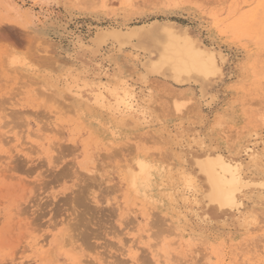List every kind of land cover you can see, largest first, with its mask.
I'll list each match as a JSON object with an SVG mask.
<instances>
[{"label":"rangeland","instance_id":"374dc122","mask_svg":"<svg viewBox=\"0 0 264 264\" xmlns=\"http://www.w3.org/2000/svg\"><path fill=\"white\" fill-rule=\"evenodd\" d=\"M169 25L213 49L221 73L147 76ZM102 30L119 44L102 45ZM82 76L92 89L128 82L147 123L65 90ZM263 78L264 0H0V264H264V192L249 189L241 214L218 212L181 180L192 171L204 189L194 159L209 151L263 177ZM140 158L155 161L146 198L126 180Z\"/></svg>","mask_w":264,"mask_h":264},{"label":"bare ground","instance_id":"6f19581e","mask_svg":"<svg viewBox=\"0 0 264 264\" xmlns=\"http://www.w3.org/2000/svg\"><path fill=\"white\" fill-rule=\"evenodd\" d=\"M123 5H131L132 0H121ZM233 26V25H232ZM121 28V27H118ZM215 28V27H214ZM240 30V29H239ZM235 36H238L239 31L238 28L231 30ZM241 31V30H240ZM164 43L162 45L161 51L156 58H150L148 64H143L144 71L147 76H156L162 75L165 72L170 73L171 80L176 84H181L182 82H189L191 81L194 75L203 78L204 80L208 81L211 78L216 77L218 74L221 73V68L217 63V58L215 56V52L211 48L201 47L197 44L192 37L188 34H180L177 32L175 26L169 25L164 27ZM247 33V32H246ZM120 32L116 30H102L100 32L99 41L102 45L107 43H111L114 46L119 44L120 39ZM241 34V33H240ZM53 37V36H52ZM240 38V37H239ZM242 38V36H241ZM213 40V39H212ZM107 59V58H106ZM235 64V63H234ZM101 68V64H97ZM102 69V68H101ZM118 76V75H117ZM117 78V77H116ZM80 79V78H79ZM89 79V78H88ZM93 79V78H92ZM124 79V78H123ZM264 79V78H263ZM71 80V79H70ZM93 81V80H92ZM118 81V80H117ZM97 83V82H96ZM111 83V82H110ZM113 84V83H112ZM89 87L92 89V85L89 83L88 80H78V78H72L70 82L67 81L65 86V90L73 95H76L80 99H85V93H89L92 96V104L99 110H107L113 116V119H118V123L121 117H133L140 122L142 125L147 123V114L140 103L138 101L137 95L133 87H131L128 82L124 80H119V83L111 85L107 82H99L96 85L95 89L90 90ZM142 94V93H141ZM145 94V93H144ZM88 98V97H87ZM87 102V101H84ZM144 104V103H143ZM88 106V102L86 104ZM91 104L89 103V106ZM92 106V105H91ZM184 105H176V111L182 112ZM89 108V107H88ZM92 108V107H91ZM83 109V108H81ZM84 110V109H83ZM88 110V109H86ZM94 110V109H93ZM148 110V108H147ZM88 113V111H85ZM90 112V111H89ZM95 113V112H94ZM100 113V112H99ZM86 115V113H84ZM92 114V113H91ZM102 114V113H101ZM89 115V114H88ZM87 115V116H88ZM93 115V114H92ZM98 116V115H97ZM101 116V115H100ZM90 117V115H89ZM96 117V116H95ZM92 118V117H90ZM100 118V117H97ZM94 119V117H93ZM102 119V118H100ZM112 119V117H111ZM95 120V119H94ZM215 121V120H214ZM102 122V121H101ZM103 123V122H102ZM101 123V124H102ZM106 123H104L105 125ZM112 124V123H111ZM118 125V124H117ZM141 126V125H140ZM146 126V125H145ZM1 127V126H0ZM111 130V126H109ZM113 128V126H112ZM116 130V129H115ZM183 130V128H182ZM114 131V130H111ZM110 132V131H109ZM113 133V132H112ZM178 133V132H176ZM189 133V132H188ZM194 133V132H192ZM31 135V133H29ZM115 134V133H114ZM117 134V133H116ZM179 134V133H178ZM33 136V134H32ZM36 136V134H35ZM115 136V135H113ZM178 136V135H177ZM191 136V135H190ZM40 137V136H36ZM179 137V136H178ZM182 137V136H181ZM42 139V138H41ZM1 140V139H0ZM39 140V138H38ZM182 140V138H181ZM188 140V139H187ZM187 140L185 142H187ZM19 141V140H18ZM179 141V139H178ZM3 142V139L2 141ZM54 142V141H52ZM180 143V142H179ZM247 143V142H246ZM56 145V144H54ZM243 145V144H242ZM247 145V144H246ZM244 145V146H246ZM107 146V145H106ZM184 146V145H183ZM249 146V145H248ZM246 146L245 152L249 154L251 149ZM49 147V146H48ZM242 147V146H241ZM56 149V148H55ZM203 149V148H202ZM215 149V148H214ZM59 150V149H58ZM186 150V149H185ZM190 150V149H188ZM240 150V149H239ZM244 150V149H243ZM198 151V150H197ZM220 151V150H219ZM185 152V151H184ZM199 152V151H198ZM204 152V151H203ZM202 153V152H200ZM234 152H232L233 154ZM236 153V152H235ZM234 153V154H235ZM231 154V155H232ZM238 154V153H236ZM243 154V153H242ZM184 155V153H183ZM230 155V154H229ZM185 156V155H184ZM142 157V156H141ZM148 157V156H147ZM233 157V156H232ZM232 157H227V155H223L222 153H211L204 152L199 155L196 159H194V164L196 167V171L199 176L205 182L204 189L201 187L198 182V177L193 175L191 172H185L184 175H181L183 185H184V192L186 195H195L199 191L203 194V198L205 199L208 206L215 207L218 212H237L238 214L242 213V209L244 207L243 197L244 194L251 188H257L264 192V175L263 177L253 180L246 176L244 173V168L239 161L232 159ZM250 157L255 160L254 154H250ZM186 158V157H185ZM238 158V157H237ZM192 159V158H191ZM191 159L189 160L191 162ZM151 160V159H150ZM153 160V159H152ZM188 160V159H187ZM241 160V159H240ZM261 161V160H260ZM152 162V161H151ZM155 162V161H154ZM154 162L153 165L140 158L136 160L135 165H133L129 171L127 172L128 180L127 184L129 183L130 188L134 191L133 193L142 195L143 198L147 197L149 190L152 187L153 177H154ZM256 162V161H255ZM193 163V162H192ZM189 164V163H188ZM187 165V163H186ZM191 165V164H190ZM154 166V167H153ZM159 166V165H158ZM192 166V165H191ZM189 167V166H188ZM164 169V167H163ZM252 169V168H251ZM264 170V168H263ZM165 171V170H164ZM166 172V171H165ZM168 172V171H167ZM165 173V176H168V173ZM163 173V171H162ZM161 173V174H162ZM264 173V172H263ZM164 174V173H163ZM156 175V173H155ZM261 175V174H260ZM164 176V175H163ZM170 176V173H169ZM262 176V175H261ZM157 177V176H156ZM168 178V177H167ZM166 180V178H164ZM163 179V180H164ZM169 180V179H168ZM176 181V180H175ZM168 182V181H167ZM157 183V182H156ZM162 183V182H161ZM158 184V183H157ZM155 184V185H157ZM164 184V183H163ZM166 184V183H165ZM164 184V185H165ZM161 185V184H160ZM167 185V184H166ZM164 187H168V186ZM176 185V184H175ZM154 186V185H153ZM159 186V185H158ZM163 186V185H162ZM155 187V186H154ZM158 188V187H156ZM163 188V187H161ZM169 188V187H168ZM171 188V186H170ZM174 188V187H173ZM256 189V190H257ZM160 190V189H157ZM173 191V190H172ZM175 191V190H174ZM182 191V190H181ZM180 191V192H181ZM131 192V191H130ZM164 192V191H163ZM170 192V191H169ZM199 192V193H200ZM249 192V191H248ZM132 193V192H131ZM132 193V194H133ZM160 193V192H159ZM165 193V192H164ZM200 193V194H201ZM153 194V193H152ZM253 194V193H252ZM131 195V194H130ZM163 195V194H161ZM185 195V196H186ZM250 195V194H249ZM165 196V195H164ZM167 196V195H166ZM165 196V197H166ZM136 197V196H134ZM138 197V196H137ZM189 197V196H187ZM252 196L250 195L249 198ZM153 199L152 197H148ZM168 198V197H167ZM194 198V197H192ZM142 199V198H141ZM162 201V198H160ZM181 199V197H180ZM185 199V197H184ZM198 199V198H197ZM159 200V198H158ZM177 200V198H176ZM182 200V199H181ZM188 200V199H185ZM202 200V199H201ZM153 201V200H152ZM151 201V203H152ZM155 201V200H154ZM183 201V200H182ZM199 201V200H198ZM245 201V200H244ZM178 202V201H177ZM155 203V202H154ZM163 203V202H160ZM156 204V203H155ZM159 204V203H158ZM169 204V203H168ZM172 204V203H171ZM170 204V205H171ZM178 204V203H177ZM187 204V203H186ZM195 204H199L195 199ZM151 205V204H150ZM154 205V204H153ZM164 205V203H163ZM157 206V205H156ZM159 206V205H158ZM166 206V205H165ZM169 206V205H168ZM177 206V205H176ZM182 206V205H181ZM184 206V205H183ZM200 206V205H199ZM206 207V206H205ZM165 208V207H164ZM168 208V207H167ZM175 208V207H174ZM194 208V207H193ZM245 208V207H244ZM161 209V208H160ZM163 209V208H162ZM167 210V209H165ZM169 210V209H168ZM187 210V209H186ZM196 210V209H195ZM182 211V210H181ZM204 211V210H203ZM179 212V211H178ZM212 212V211H210ZM206 213V212H205ZM214 213V212H213ZM182 214V213H181ZM219 214V213H218ZM226 214V213H224ZM223 214V215H224ZM154 216V214H152ZM185 214H183L184 217ZM198 216V214H195ZM194 215V216H195ZM208 215V214H207ZM147 217V216H146ZM182 217V216H181ZM186 217V216H185ZM212 217V215H211ZM215 217V216H214ZM148 218V217H147ZM153 218V217H152ZM151 218V219H152ZM180 217H178L179 219ZM220 218V217H219ZM149 219V218H148ZM175 218V221L178 220ZM186 219V218H185ZM199 219V218H198ZM216 219V218H215ZM153 220V219H152ZM151 220V221H152ZM184 220V219H183ZM182 221V220H181ZM186 221V220H184ZM190 221V220H189ZM244 224L246 226V220L244 219ZM153 222V221H152ZM230 222V221H229ZM177 223V222H176ZM190 223V222H189ZM150 224V223H149ZM148 224V225H149ZM152 224V223H151ZM150 224V225H151ZM179 224V223H177ZM240 224V223H239ZM211 225V224H210ZM241 225V224H240ZM236 226V225H235ZM245 226V227H246ZM181 227V225H180ZM185 227V226H182ZM237 227V226H236ZM210 228V227H209ZM244 229V228H243ZM250 229V228H249ZM148 230V229H147ZM146 230V232H147ZM179 230V228H177ZM182 230V229H181ZM180 230V231H181ZM184 230V229H183ZM150 231V230H148ZM207 231V230H206ZM184 232V231H182ZM195 232V231H194ZM200 234V233H199ZM207 234V233H206ZM176 235V234H175ZM203 235V234H202ZM152 237V236H151ZM180 237V236H179ZM196 238V237H194ZM193 239V237H192ZM201 241V240H200ZM47 242V241H45ZM177 242V241H176ZM192 242V241H191ZM38 244V243H37ZM142 244V243H141ZM42 245V243H41ZM151 245V244H150ZM172 245V244H171ZM135 244L133 245V247ZM174 246V245H172ZM177 246V244H175ZM41 247H45L42 245ZM160 247V246H159ZM152 248V247H151ZM156 247H154L155 249ZM134 249V248H133ZM138 249V248H137ZM146 250V249H145ZM153 250V249H152ZM154 251V250H153ZM152 251V252H153ZM140 252V251H139ZM162 252V251H160ZM144 253V251H143ZM159 256V252H157ZM159 254V255H158ZM171 253H166L165 259L168 261H172L173 258H170ZM140 254H138L139 256ZM143 256V255H142ZM162 255H160L161 257ZM173 256V255H172ZM159 257V258H160ZM163 258V257H162ZM141 259V258H140ZM118 260V257H117ZM135 260V259H134ZM137 260V261H136ZM136 262L138 259L136 258ZM175 260V259H174ZM173 260V261H174ZM104 261V260H103ZM151 260L149 259L148 262ZM159 261H161L159 259ZM158 261V263H159ZM114 262V261H113ZM175 262V261H174ZM105 263V262H104ZM123 263V262H121ZM170 263V262H169ZM126 264V263H125ZM135 264V263H134ZM162 264V261H161ZM261 264V263H260Z\"/></svg>","mask_w":264,"mask_h":264},{"label":"crops","instance_id":"0c3cea01","mask_svg":"<svg viewBox=\"0 0 264 264\" xmlns=\"http://www.w3.org/2000/svg\"><path fill=\"white\" fill-rule=\"evenodd\" d=\"M83 80L85 79V80H88L89 81V83L92 85V81L90 80V79H88L87 77H81Z\"/></svg>","mask_w":264,"mask_h":264}]
</instances>
